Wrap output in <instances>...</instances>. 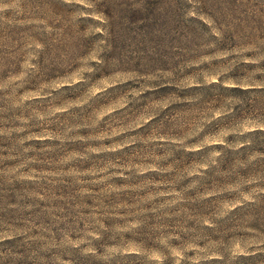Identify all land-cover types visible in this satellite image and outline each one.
Segmentation results:
<instances>
[{
    "label": "rangeland",
    "instance_id": "374dc122",
    "mask_svg": "<svg viewBox=\"0 0 264 264\" xmlns=\"http://www.w3.org/2000/svg\"><path fill=\"white\" fill-rule=\"evenodd\" d=\"M0 264H264V0H0Z\"/></svg>",
    "mask_w": 264,
    "mask_h": 264
}]
</instances>
